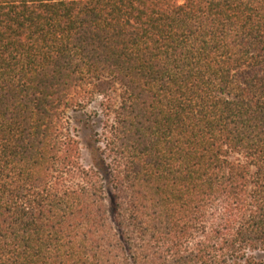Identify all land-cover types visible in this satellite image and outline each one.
<instances>
[{
    "label": "trees",
    "instance_id": "16d2710c",
    "mask_svg": "<svg viewBox=\"0 0 264 264\" xmlns=\"http://www.w3.org/2000/svg\"><path fill=\"white\" fill-rule=\"evenodd\" d=\"M113 118L85 166L65 109ZM264 0H0V264H261Z\"/></svg>",
    "mask_w": 264,
    "mask_h": 264
},
{
    "label": "rangeland",
    "instance_id": "374dc122",
    "mask_svg": "<svg viewBox=\"0 0 264 264\" xmlns=\"http://www.w3.org/2000/svg\"><path fill=\"white\" fill-rule=\"evenodd\" d=\"M64 120L73 129L81 146L82 163L91 166L98 162L101 153L106 149V138L109 136L113 118L105 109L102 96H95L81 109H65ZM259 259L264 264V254Z\"/></svg>",
    "mask_w": 264,
    "mask_h": 264
}]
</instances>
